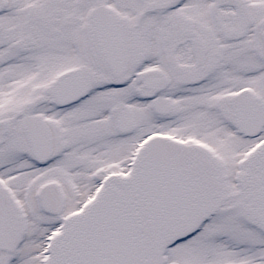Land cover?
Returning a JSON list of instances; mask_svg holds the SVG:
<instances>
[{"label": "snow or ice", "instance_id": "1", "mask_svg": "<svg viewBox=\"0 0 264 264\" xmlns=\"http://www.w3.org/2000/svg\"><path fill=\"white\" fill-rule=\"evenodd\" d=\"M0 264H264V0H0Z\"/></svg>", "mask_w": 264, "mask_h": 264}]
</instances>
